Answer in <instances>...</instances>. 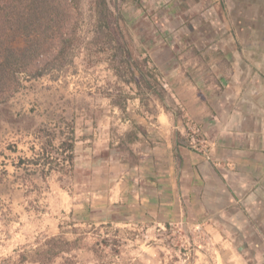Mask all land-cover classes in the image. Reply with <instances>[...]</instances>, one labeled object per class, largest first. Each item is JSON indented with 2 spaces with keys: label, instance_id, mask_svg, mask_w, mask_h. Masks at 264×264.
<instances>
[{
  "label": "rangeland",
  "instance_id": "374dc122",
  "mask_svg": "<svg viewBox=\"0 0 264 264\" xmlns=\"http://www.w3.org/2000/svg\"><path fill=\"white\" fill-rule=\"evenodd\" d=\"M93 1L81 3L86 40L94 23ZM189 1L109 0L121 15L133 56L145 59V68L158 78L163 31L195 23L198 13ZM24 44L21 37L13 41L16 48ZM107 61V53L81 48L72 65L25 81L0 103V264H17L24 247L62 231L69 239L79 237L78 246L51 264H255L246 245L219 220L191 212L152 214L131 197L117 198L120 185L114 182L134 178L129 170L145 148L129 142L125 132L144 130L142 117L155 114L162 101L177 109L165 91L160 100L143 88L140 99L135 84L118 79ZM62 119L75 125L73 172H52L45 181L31 178L16 167L19 157L31 156L39 128Z\"/></svg>",
  "mask_w": 264,
  "mask_h": 264
},
{
  "label": "crops",
  "instance_id": "0c3cea01",
  "mask_svg": "<svg viewBox=\"0 0 264 264\" xmlns=\"http://www.w3.org/2000/svg\"><path fill=\"white\" fill-rule=\"evenodd\" d=\"M189 5L193 27H167L156 60L177 111L162 101L142 117L143 157L129 183L114 182L117 198L152 214L219 220L264 264V0Z\"/></svg>",
  "mask_w": 264,
  "mask_h": 264
},
{
  "label": "trees",
  "instance_id": "16d2710c",
  "mask_svg": "<svg viewBox=\"0 0 264 264\" xmlns=\"http://www.w3.org/2000/svg\"><path fill=\"white\" fill-rule=\"evenodd\" d=\"M82 0H0V103L9 100L24 82L61 70L73 64L81 48L88 53H107L114 75L125 83H134L142 98L143 88L163 99L164 88L158 77L145 68V59L137 60L121 29V15L109 0H94V23L91 36L82 34ZM21 37L22 48L13 46ZM114 104L124 110L117 101ZM140 132L145 131L140 128ZM36 147L29 157H19L16 167L31 178L45 181L52 172L70 175L75 167V125L68 119L57 120L37 130ZM129 142L137 132L128 130ZM120 146L123 141H120ZM79 237L60 234L45 236L35 245L17 253L16 263L51 264L57 257L78 246ZM8 264V263H2Z\"/></svg>",
  "mask_w": 264,
  "mask_h": 264
},
{
  "label": "built area",
  "instance_id": "2783aa9c",
  "mask_svg": "<svg viewBox=\"0 0 264 264\" xmlns=\"http://www.w3.org/2000/svg\"><path fill=\"white\" fill-rule=\"evenodd\" d=\"M198 131H199V130H197V129L194 130V131H192V132H191V135L194 136L196 133H198ZM192 144L194 145V146H193L194 149H197V146H196L195 142H192Z\"/></svg>",
  "mask_w": 264,
  "mask_h": 264
}]
</instances>
